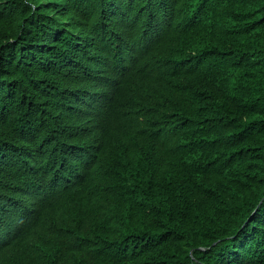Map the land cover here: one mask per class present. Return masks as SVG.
<instances>
[{
  "label": "trees",
  "instance_id": "trees-1",
  "mask_svg": "<svg viewBox=\"0 0 264 264\" xmlns=\"http://www.w3.org/2000/svg\"><path fill=\"white\" fill-rule=\"evenodd\" d=\"M0 264H264V0H0Z\"/></svg>",
  "mask_w": 264,
  "mask_h": 264
}]
</instances>
